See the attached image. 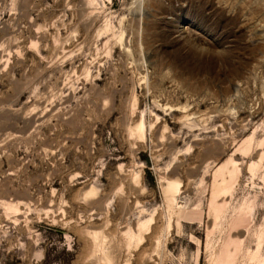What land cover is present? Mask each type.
Segmentation results:
<instances>
[{"label":"rangeland","instance_id":"rangeland-1","mask_svg":"<svg viewBox=\"0 0 264 264\" xmlns=\"http://www.w3.org/2000/svg\"><path fill=\"white\" fill-rule=\"evenodd\" d=\"M0 264H264V0H0Z\"/></svg>","mask_w":264,"mask_h":264},{"label":"bare ground","instance_id":"bare-ground-1","mask_svg":"<svg viewBox=\"0 0 264 264\" xmlns=\"http://www.w3.org/2000/svg\"><path fill=\"white\" fill-rule=\"evenodd\" d=\"M140 131H141L140 133L142 134V133H143V132H142V131H143V130H142V127H141ZM178 186H179V185L172 184L170 187H171V190H174V192H175V191L178 189Z\"/></svg>","mask_w":264,"mask_h":264}]
</instances>
